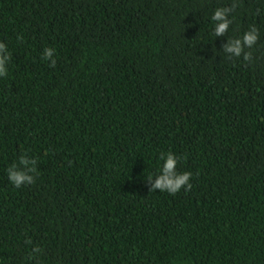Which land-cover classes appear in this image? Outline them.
Returning <instances> with one entry per match:
<instances>
[{
  "label": "trees",
  "instance_id": "trees-1",
  "mask_svg": "<svg viewBox=\"0 0 264 264\" xmlns=\"http://www.w3.org/2000/svg\"><path fill=\"white\" fill-rule=\"evenodd\" d=\"M233 2L0 0V264H264V0L215 37ZM168 152L190 191L150 192Z\"/></svg>",
  "mask_w": 264,
  "mask_h": 264
},
{
  "label": "clouds",
  "instance_id": "clouds-1",
  "mask_svg": "<svg viewBox=\"0 0 264 264\" xmlns=\"http://www.w3.org/2000/svg\"><path fill=\"white\" fill-rule=\"evenodd\" d=\"M237 3H232L229 7L217 8L211 19L215 22L213 35L215 37H223L226 35L232 20L229 16L237 8ZM18 40H22V36L17 37ZM259 39V30L252 26L244 32L240 38H228L227 43L222 45L223 52L226 54L227 59L240 58L243 56L244 61L252 60V53L245 51V49H251ZM55 49L47 47L43 50L42 59L49 61L50 67H55L57 61L54 58ZM12 59V54L8 51L7 45L0 42V77H7L8 70L7 65ZM160 159L163 160V165L160 173L151 177L147 183L150 185V192L160 191L167 192L171 195H175L183 189L184 191H190L192 189L191 172H178L177 165L180 158L174 155L172 152L162 153ZM37 160L29 158L27 154L19 157L18 163L12 164L7 169L8 179L15 188L19 189L22 186L32 185L35 183L37 172ZM26 243L31 244V240H27ZM42 249L38 246L33 248L32 257L38 256L42 253ZM30 257V258H32Z\"/></svg>",
  "mask_w": 264,
  "mask_h": 264
}]
</instances>
